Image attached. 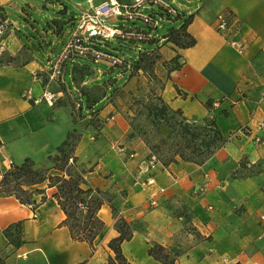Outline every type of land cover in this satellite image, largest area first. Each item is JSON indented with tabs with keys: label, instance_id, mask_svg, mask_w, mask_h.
<instances>
[{
	"label": "crops",
	"instance_id": "0c3cea01",
	"mask_svg": "<svg viewBox=\"0 0 264 264\" xmlns=\"http://www.w3.org/2000/svg\"><path fill=\"white\" fill-rule=\"evenodd\" d=\"M175 7L180 15L173 28L179 29L191 19L187 31L196 44L179 48L167 40L168 33L154 35L151 48L143 52H157L159 61L165 64L174 59L179 63L178 68H171L155 96L170 110L182 111L188 123L213 120L224 144L204 162L183 161L179 155L161 161L151 172L155 185L147 187L137 181L141 178V162L154 153L148 149L147 137L140 134L127 141L124 136L133 131L130 119L112 112L110 99L103 96L107 103L99 110V118L114 116L106 123L114 128L105 130L102 139H122L129 151L114 141L93 169L88 168V161L80 159L87 162V167H81L88 185L106 193L99 211L105 228L94 248L85 241L73 240L64 224L66 215L54 197L57 188L45 184L39 188L45 189L47 199L42 202V196H36V207L22 204L15 196L0 195V264H108L114 256L108 245L119 236V219L142 226L122 245L123 254L132 264H163L149 255L154 244L181 250L175 264H264V144L241 131L264 120V104H259L264 87V0H179ZM38 8L40 4L31 0H0V13L9 24L0 55V153L14 164L33 157L28 151L16 152L6 146L16 134L13 123L37 106L23 93L29 89L34 94L41 91L47 82L41 70L48 58L61 50L84 9L71 11L75 17L70 19L52 14L42 31L29 24L38 39L29 34L24 40L22 30L29 26L12 16L32 17L30 9L44 18ZM227 12L233 15V25L223 32L218 29V16ZM4 56L9 61L5 62ZM132 79L119 87H130ZM85 84L83 80L82 86ZM8 131L13 134L8 135ZM158 131L164 138L173 132L165 123L158 126ZM50 137L58 145L61 137ZM43 156L41 165H48V151ZM143 176L145 179L148 174ZM153 194L158 201L154 207ZM18 223L22 228L19 247L5 236V230Z\"/></svg>",
	"mask_w": 264,
	"mask_h": 264
},
{
	"label": "rangeland",
	"instance_id": "374dc122",
	"mask_svg": "<svg viewBox=\"0 0 264 264\" xmlns=\"http://www.w3.org/2000/svg\"><path fill=\"white\" fill-rule=\"evenodd\" d=\"M31 1L40 4L41 8H38V10L45 17L43 18L37 11L30 9L29 12L32 17L13 14L12 19L29 26V28L22 30V38L24 40H27V35L29 34L38 39L37 32H32L29 24L34 25L36 30L42 31L50 22L49 16L52 14L59 15L57 11L61 9L60 3L67 5L69 12L73 11L74 13H77L78 9L89 7L88 0ZM95 1L97 2V0ZM54 3L57 6L53 8L52 5ZM75 4L80 5V7H75L77 10L72 7ZM148 11L156 13V16L161 18L160 14L162 12L160 10L154 8L153 11L151 9ZM64 16L68 19L75 17L74 14H66ZM174 22L176 23L175 18H161L160 25L154 31V35L160 37L168 33L174 27ZM117 24L133 27V24L128 21H119ZM137 27L147 31L150 30L143 23H138ZM150 43L133 45L124 41L114 40L112 44H109L110 48H113V51L118 55L132 60H141L134 70L121 74L123 77L121 79L119 78L121 71L119 69H111L108 65L84 59L69 63L65 76L68 86L64 83L51 85L55 90L62 92L60 99L52 107L44 104L32 106L33 110L28 116H24L13 123L16 134L8 131L7 134H13L14 139L10 145L6 146L16 152H30L31 156H33L30 158L34 160L36 168L49 170V167L64 166L63 162H56L55 158L59 155L58 149L66 142L67 145L64 149L69 157V163L65 169L77 176L79 171L83 169L81 166L87 163L85 161L81 162L80 159L88 161V168L93 169L98 163L99 157L107 150H111L110 146L114 144V141L116 146L127 147L125 143H121L122 139L120 141L102 139L105 130L114 128L108 127V124L102 123V119L99 118V110L107 103V100L103 97L106 96L114 107L112 112L116 113L117 111L126 120L130 119L133 131L128 132L124 136L127 141L137 139L140 134L146 136L148 149L150 152L153 151L159 155L162 161L173 160L180 153H183L188 160L196 162L207 161L220 145L215 139L213 129L208 122L200 123L196 126L189 125L192 134H187L183 125H181V122H183L182 117L169 113L172 118L173 133L171 136L164 138L158 131V123L156 122L155 124L153 119L154 108L163 106V103L161 98L155 95L162 89L164 79L175 64L162 63L159 61L160 57L157 52H143L151 48ZM4 57L5 62L9 61L8 56ZM97 69L103 70L107 75L102 76V73H99ZM131 79L133 83L125 89L124 86ZM83 80L86 82V87L82 86ZM122 84L124 86L119 87ZM74 86L77 91H74ZM151 93H153L152 96ZM78 94L83 96L82 109L77 107L78 98H80ZM54 134L61 137L58 145L51 140L50 136ZM117 135L123 137L119 133ZM16 139L18 143L14 141ZM126 149L128 152L129 148L127 147ZM46 151L50 155L48 157L49 163L48 165H41L43 164V155ZM71 158H74L75 162H71ZM74 163L78 168H74ZM57 173L56 170L52 171V174Z\"/></svg>",
	"mask_w": 264,
	"mask_h": 264
},
{
	"label": "built area",
	"instance_id": "2783aa9c",
	"mask_svg": "<svg viewBox=\"0 0 264 264\" xmlns=\"http://www.w3.org/2000/svg\"><path fill=\"white\" fill-rule=\"evenodd\" d=\"M179 0H131L128 2L120 0H104L96 2L88 0L89 7L83 9L74 22V28L66 38L61 50L50 56L46 61L44 69L41 70L46 76V83L42 85L41 91L34 94L32 90L23 93V97L34 105L46 104L50 107L54 106L60 99L62 92L51 88L52 84L64 83V78L69 63H73L78 59L92 61L98 64L108 65L111 69H119L121 74L129 73L135 69L136 59H128L118 55L110 48L114 40L124 41L133 45L139 43H149L154 40V30L159 27L160 19L169 17L176 18L180 15L175 4ZM186 2H195L201 0H183ZM156 8L162 12L161 18L156 13L149 12ZM232 16L230 12L222 13L218 16V29L220 31H228L232 28ZM119 21H128L133 27H126L117 24ZM138 23H143L150 28L149 31L137 27ZM9 30V24L0 18V55L5 39V35ZM235 44L237 42H234ZM238 44V43H237ZM99 73L103 70L97 69ZM74 84V82H73ZM75 87V86H74ZM77 91L76 87L75 90ZM77 93V92H76ZM77 107L82 109L83 96L78 94ZM259 104H264V87L259 98ZM114 116L102 118V123H109ZM241 131L249 136H253L254 141L264 144V120L256 123L255 127L245 126ZM2 146H0L1 148ZM73 162V158L70 159ZM161 160L155 153L147 156L140 164L138 182L152 187L155 185V179L151 172L160 164ZM11 160H5L0 153V178L4 173L14 166ZM148 176L143 179V175ZM208 177V176H206ZM162 191V190H160ZM158 205V201L153 194L151 198V206ZM264 223V215L261 216Z\"/></svg>",
	"mask_w": 264,
	"mask_h": 264
},
{
	"label": "trees",
	"instance_id": "16d2710c",
	"mask_svg": "<svg viewBox=\"0 0 264 264\" xmlns=\"http://www.w3.org/2000/svg\"><path fill=\"white\" fill-rule=\"evenodd\" d=\"M0 18L2 20L5 19L1 13ZM190 20L186 21L179 29L172 28L166 35L167 40L179 48L193 47L196 44V40L187 31ZM231 23H233L232 19ZM140 61H137L135 68L139 65ZM171 63L175 64L172 69L179 67L177 59H174ZM154 109L153 119L155 124L157 122V126H159L161 123H165L174 131L172 118L169 113L182 117V111H172L165 104L163 106H156ZM182 121L181 125H183L187 134H192L189 125H199L188 123L183 117ZM204 122H208L213 129L214 137L220 144L217 149L220 148L224 144L225 139L215 122L211 119H207ZM66 145L67 143L64 142L63 146L58 149L59 155L55 158L56 162H63L64 164L61 167H53L58 172L57 174H52L50 169L44 170L36 168L34 161L27 158L23 163L15 164L10 170L4 173L0 180V195L15 196L22 204L36 207L38 204L35 199L36 196L41 195L42 202L47 199L45 189L39 188V186L46 184L48 187H56L57 193L54 197L66 215L64 224L69 228L71 237L73 240L85 241L94 248L96 239L102 234L105 228V223L100 218L99 211L105 204L106 193L88 185L85 179L86 172L84 169L80 170L77 176H74L69 170L65 169L69 163V157L66 155L64 149ZM0 146H2L1 141ZM178 155L183 161H192L186 159L183 153ZM160 160L162 161L161 158ZM75 165L74 163V168H78ZM112 209L116 213V209L114 207ZM137 228H142V226L128 222L125 219H119L117 221L116 229L119 236L109 242L108 246L113 251L114 256L108 259V264H132L123 254L122 245L124 242L130 241L133 238ZM21 233L22 228L20 223L10 226L5 230V236L9 239V242L17 247L21 245ZM148 252L150 256L163 264H175L177 258L182 253L179 249H167L159 244L152 245Z\"/></svg>",
	"mask_w": 264,
	"mask_h": 264
},
{
	"label": "water",
	"instance_id": "95a60500",
	"mask_svg": "<svg viewBox=\"0 0 264 264\" xmlns=\"http://www.w3.org/2000/svg\"><path fill=\"white\" fill-rule=\"evenodd\" d=\"M59 6L61 7V9L57 12L59 15H66L68 13L71 14V12H68V6L67 5H65L64 3H60ZM106 75H107L106 72H104L102 74V76H106Z\"/></svg>",
	"mask_w": 264,
	"mask_h": 264
}]
</instances>
